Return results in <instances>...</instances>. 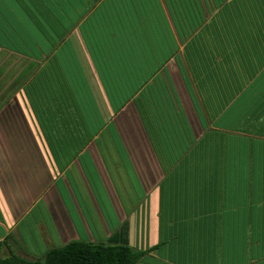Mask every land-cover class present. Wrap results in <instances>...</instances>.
<instances>
[{
  "label": "crops",
  "instance_id": "1",
  "mask_svg": "<svg viewBox=\"0 0 264 264\" xmlns=\"http://www.w3.org/2000/svg\"><path fill=\"white\" fill-rule=\"evenodd\" d=\"M207 130L264 143V0H0V257L264 264V172H164Z\"/></svg>",
  "mask_w": 264,
  "mask_h": 264
},
{
  "label": "trees",
  "instance_id": "2",
  "mask_svg": "<svg viewBox=\"0 0 264 264\" xmlns=\"http://www.w3.org/2000/svg\"><path fill=\"white\" fill-rule=\"evenodd\" d=\"M151 106L158 108V117L164 118L160 113L163 110L161 105L156 104L154 100ZM136 108L141 116L139 100L136 101ZM153 114L155 115V112ZM172 132L173 129L165 132V128H161L159 133L157 130V137L172 138ZM177 132L178 130H175L174 135ZM179 135L184 136L181 132ZM220 137L224 138L222 145ZM204 138L206 140L202 138L191 145L182 140L175 144L174 149L185 154L179 160L176 158L165 161L164 165L169 168L164 167V172H250V168L251 172H264V143L253 138L250 143V137L231 132L222 133L219 130H207ZM160 163L163 165V160ZM155 249L156 247L138 250L131 247L127 239V223H123L106 243L71 241L64 246L48 250L42 259L28 260L10 254L5 258L0 257V264H138L142 257Z\"/></svg>",
  "mask_w": 264,
  "mask_h": 264
},
{
  "label": "rangeland",
  "instance_id": "3",
  "mask_svg": "<svg viewBox=\"0 0 264 264\" xmlns=\"http://www.w3.org/2000/svg\"><path fill=\"white\" fill-rule=\"evenodd\" d=\"M120 119L123 120L122 118H120ZM119 131H120V134L124 137V136H125V129L122 127V128L119 129ZM111 165H112V164H111ZM114 173H115V174H114ZM110 175L112 176V179H113V181H114V184H115L117 190L120 191V192H119V195H120V196H121V195L124 196V195H125L124 187H123L121 181L117 178L118 176H120V172H119L118 176H116V172H110ZM118 180H119V181H118ZM122 190H123V191H122Z\"/></svg>",
  "mask_w": 264,
  "mask_h": 264
}]
</instances>
